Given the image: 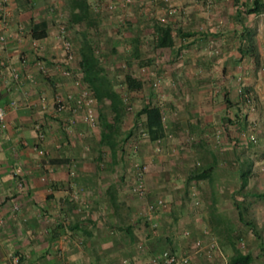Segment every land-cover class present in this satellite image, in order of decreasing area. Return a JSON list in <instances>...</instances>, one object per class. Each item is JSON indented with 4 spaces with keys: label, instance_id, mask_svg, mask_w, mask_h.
<instances>
[{
    "label": "crops",
    "instance_id": "crops-1",
    "mask_svg": "<svg viewBox=\"0 0 264 264\" xmlns=\"http://www.w3.org/2000/svg\"><path fill=\"white\" fill-rule=\"evenodd\" d=\"M31 1L6 0L9 31L6 42L0 44V60L5 61L0 68V93L7 110V127L0 129V264H11L13 255L20 257L19 264H124L125 259L130 264H151L150 256L162 250L157 242L175 246L171 242L172 227L180 229L181 237L186 228L197 233V216L204 222L217 223L212 228L219 230L218 237L227 244L231 256L235 251L232 243L240 238L238 209L248 222L253 221L246 215L261 214L264 220V195H254L264 193V72L262 81L251 75L245 78L246 89L256 96L255 113L236 93L234 76L239 70L231 69L239 62L246 61L247 67L253 68L258 62L264 63V12L246 15L241 0H214L210 7L201 6L197 0H179L174 14L163 8L174 28V44L159 49L171 58L164 76L177 80L163 86L165 136L160 142L166 152L155 159L143 197L145 205L158 197L167 201L155 212L160 228L152 233L149 225V231L142 225L148 224L145 217L137 216V204L125 197L121 149L129 140V130L120 138L123 110L111 149L100 140V117L98 134L93 132L95 138L78 115L67 131L64 123L73 115L54 113L50 102L56 93L77 90L56 65H68L79 72L78 50L84 38L90 40L89 23H85V17L74 19L78 14L75 0H62L72 30L79 36L74 57L67 61L62 48L57 47V26L49 22L54 20L50 10L55 9L50 6L45 10L39 0L32 8ZM90 1L86 0L87 13ZM250 3L248 0L247 5ZM237 8L243 10L241 23L235 19ZM136 10L137 19L143 18V9ZM40 22L43 26L36 28ZM18 24L23 26L22 34ZM34 28L44 34L36 37ZM147 30L153 37V24ZM138 37L141 40L142 36ZM210 40L219 47V55L205 53ZM38 59L46 63L48 75L36 68ZM10 65L19 69L20 80L13 79ZM27 74L33 79L29 80ZM40 93L49 99L47 108L39 106ZM12 99L18 101L15 107L9 106ZM96 106L99 116L104 113L106 120L112 121L108 101H98ZM35 123L44 130L42 141L37 138ZM240 132H253L256 144L241 137ZM246 142L258 150L250 147L245 151ZM35 145L45 154L35 150ZM253 166L259 169L258 176L249 185ZM70 169L74 175L69 174ZM167 174L174 175L171 181ZM132 183L133 169L126 191L140 198L130 191ZM191 189L193 202L188 204L185 194ZM74 191L79 192L77 200L72 199ZM197 204L201 211L195 215L192 210ZM206 232L203 230V237L207 238ZM246 253H250L252 263L253 254ZM188 264H193L192 260Z\"/></svg>",
    "mask_w": 264,
    "mask_h": 264
},
{
    "label": "rangeland",
    "instance_id": "rangeland-1",
    "mask_svg": "<svg viewBox=\"0 0 264 264\" xmlns=\"http://www.w3.org/2000/svg\"><path fill=\"white\" fill-rule=\"evenodd\" d=\"M42 7L48 9L50 6L54 8L55 10H50L52 12V15L54 20L50 19L49 22H51L52 26H57L59 23H63L68 28L67 35L68 38L71 40L74 46H72L73 51V57H74V47L76 48V44L78 41V35L76 34L77 31L74 29L72 30L71 26V20L69 17V14L67 10H65V7L63 6L62 0H39ZM38 0H32L30 3V7H36ZM112 0H91L89 2V9L87 15L85 16V23H89V36L90 40L93 41L94 44L97 45V55L101 63H104L106 66H103L104 69H106L108 75L113 80V86L114 88L120 93H127L129 102L132 105V110L127 111L125 110V107L123 106V114H122V122L120 123V129H119V135L120 138H124L125 132L128 130H131L132 135L129 137V140L127 142L123 143V148L121 149L124 154V163H123V169L125 171V179H123V186L125 190V197L128 200H133L137 204V216L144 218L146 205L145 200L142 198H137L134 196H131L126 190L128 189V186L131 181V170L133 169V164L135 162H141L144 163L147 166V170L145 173V186H146V192L148 188V175L150 170L152 169V165L155 164V159L157 156L164 155V152H166L164 148H162L163 144L161 142H154L151 143L147 136H144L141 134L143 130V121H135L133 118L135 117V112L139 107L141 106L142 102L145 99L151 100L152 102L156 104L162 105V102L164 101V85L166 83L171 84V81H174L176 83L175 79H169L167 80L164 76V69L166 68L167 62H170L171 58L168 52L157 50L154 48L153 43V37L151 36V31L147 30L149 28L150 24H154L156 21H158L159 17H165L167 19V16L164 15V10L168 8L169 3L176 8L177 12V2L179 0H133L132 3L127 4L125 6H120L114 10H108L106 8V4ZM141 1L142 3H140ZM220 1V0H217ZM223 1V0H221ZM225 1V0H224ZM230 1V0H226ZM244 4L247 3L248 0H241ZM34 2V3H33ZM99 3L100 9L98 12H95L93 10V5L96 3ZM197 2L201 3V6L207 7L204 2H200L197 0ZM214 3V0H213ZM136 8H141L144 11V17L138 18V12L139 10H136ZM54 13V14H53ZM178 20V19H177ZM178 22V21H177ZM19 23V22H18ZM84 23V24H85ZM142 23L144 24L142 26ZM87 25V24H86ZM85 25V26H86ZM80 27V25H79ZM136 28V29H133ZM202 28V27H201ZM54 32L56 34V29H54ZM130 33L136 34V36H142L141 38V45H140V54L138 57H134L131 55L130 51V45L129 41L131 37H128ZM55 44V43H54ZM56 45V44H55ZM216 46V45H215ZM57 47H60L57 44ZM217 47V46H216ZM218 54L215 55H207V56H217L220 54V49ZM52 50V49H51ZM49 51V49H48ZM49 55L47 54V57ZM54 57V56H52ZM46 58V57H45ZM239 65L241 68H239ZM142 66H147V68H156L157 67V73L163 78V84L157 88L153 89L150 85V81L146 75V73L142 72L140 68ZM248 63L245 61L236 63L235 66L232 64L231 69L233 71L241 70L244 77H248L251 75V77L255 78L256 80H260L262 73L264 72V63L261 64L260 62L255 64V67H247ZM249 72H245V71ZM131 73L137 78H139L142 81V89L141 94H138L136 96H132V94L127 90L126 85L123 82V75L124 73ZM235 82V81H234ZM246 82V79H245ZM236 84L234 85V87ZM247 87V85H246ZM215 88H213L214 90ZM246 91L251 95L252 97V103L255 106V109L253 112H258V107L256 103V96H254L253 92H250L246 89ZM103 102L99 103L102 104ZM99 106V105H98ZM96 106V107H98ZM164 108V105H162ZM248 107V106H247ZM250 110V109H249ZM251 111V110H250ZM165 115V114H164ZM247 123L246 117H245V123ZM100 128V125H99ZM99 129H95L90 131V134L95 138V134H98ZM95 134H94V133ZM92 137V138H93ZM244 139H247L246 133H243L241 135ZM93 138V139H94ZM95 140V139H94ZM93 141V140H92ZM247 146L245 148L246 150H249L250 147H253L255 150H258V147L250 145L249 143H245ZM132 145H135L136 152L133 154L131 152ZM90 150H92V145H89ZM158 147V148H157ZM88 149V150H89ZM164 151V152H163ZM166 154V153H165ZM199 160L198 158L196 159ZM195 161V160H194ZM117 168H119V164L117 165ZM252 174L249 175V181L248 184H252L253 181H255V177L258 176L257 172L259 169L257 166H253ZM172 173V172H171ZM124 176V175H123ZM167 180L171 181V179L174 177V175H168L167 174ZM182 182V181H181ZM197 188V187H196ZM195 188V189H196ZM194 190V189H193ZM188 190L185 194L186 201L189 204L191 198V192L193 191ZM197 192V191H196ZM148 195V194H147ZM147 198H149L147 196ZM149 202V201H148ZM174 201H172L173 203ZM197 207H193V212L195 215L198 214L201 210L199 208V204L196 205ZM261 214L260 216L255 215L254 217H249L246 215V218H252V223L255 226V235L251 233V229L248 227V225L244 223H239V229L238 233L240 234V238H235L233 241V248L234 250H239L241 252H251L253 254V262L251 264H264V220H261ZM133 216H130V220ZM158 217V216H157ZM197 225L195 231L196 234L192 233V230L190 228H186L190 231V235L188 237L180 236V229L179 228H173L172 227V240L173 244L175 243V246H173L170 243L167 242H157L158 247L160 250L164 249H172L177 251L178 253H192V247H193V239L194 238H200L204 244H207L208 242L215 240L216 242V248L212 250L209 254L205 252H200L197 254H192L190 260H192L193 264H225L229 262L230 258V250L227 247V244L222 241L220 237H218L219 230L216 231L212 228V226H217L216 222L207 223L204 222V219L197 216ZM261 221L263 223H261ZM144 222V221H143ZM145 223V222H144ZM144 228H146L149 231V224H142ZM160 228V224L158 222L157 225V231ZM203 230H207L205 235H208L209 237H203ZM255 237V238H254ZM262 243L261 245L259 243ZM232 251V250H231Z\"/></svg>",
    "mask_w": 264,
    "mask_h": 264
},
{
    "label": "built area",
    "instance_id": "built-area-1",
    "mask_svg": "<svg viewBox=\"0 0 264 264\" xmlns=\"http://www.w3.org/2000/svg\"><path fill=\"white\" fill-rule=\"evenodd\" d=\"M133 0H112L106 4V8L108 10H114L120 6H125L127 4L132 3ZM169 1V0H164ZM200 2H204L207 7H210L213 4V0H199ZM100 9L99 3L93 5V10L98 12ZM168 14H174L176 12V8L173 7L170 3L167 8ZM167 19L165 17H159V22H165ZM18 32L20 34L23 33V26L18 24L17 26ZM9 31L8 25V17L6 11V0H0V44H4L7 40ZM56 41L58 45L64 51V55L67 61L73 59V51H72V43L71 40L68 38L67 35V27L63 23H59L57 25V30L55 34ZM38 47V46H37ZM97 49L95 53H97ZM205 53L208 55H215L219 53L218 48L214 45L213 40L209 41V44L205 47ZM25 61V58L22 60ZM5 66V61L3 59L0 60V68ZM36 68L43 74L48 75V67L46 63L38 59L35 62ZM56 68L60 70L61 74L65 77H69L72 79L74 85L76 86V91H67L64 94L56 93L50 99L51 104L53 105L54 113H62V112H69L72 116L67 118L66 122L64 123V129L67 131L71 129L72 125L75 123L74 116H79L80 119L86 123V125L91 129H99L100 119H99V112H97V98L93 94L92 90L86 85L81 77L80 72L75 71L72 67L68 65H56ZM239 68L241 66L239 65ZM10 73L14 80H20V71L16 66H9ZM140 70L146 73L150 85L153 89L159 88L163 84V78L157 73V67L155 68H147V66H142ZM1 74V73H0ZM27 78L32 80V75L27 74ZM235 90L236 93L241 97L243 102L248 106V108L253 111L255 109L254 104L252 103L251 95L246 91V82L245 77L241 70H239L235 76ZM174 81H171L173 84ZM121 99L124 104L125 110L131 111L132 105L129 102V98L127 93L121 94ZM39 106L41 109L47 108L49 104V99L46 94L40 93L38 96ZM18 105V101L16 99H12L10 101L9 106L15 107ZM160 105V104H159ZM162 109V120H165L164 109ZM6 107L2 101V95L0 93V129L4 130L7 127V120H6ZM34 128L36 130L37 138L39 141H42L45 138L44 130L42 129L40 123H35ZM243 135V132H240ZM142 135L147 136L146 132L142 130ZM247 140L252 143L256 144V135L253 132H249L246 134ZM156 142H160L157 140ZM158 148V147H157ZM34 149L37 150L40 154H45V151L39 147L38 145L34 146ZM131 152L134 154L136 152L135 145H132ZM103 162H100V166H102ZM147 170V166L141 162H135L133 164V183L130 187V191L135 194L136 196L142 198L146 195V186H145V173ZM70 175H74V170H69ZM79 198V192L74 191L72 194V199L77 200ZM167 205V201L162 198L158 197L153 201H149L146 204V210L144 217L148 222L152 233L155 232L158 222L155 218V212L158 208L165 207ZM182 235L184 237H188L190 235V231L185 229L182 231ZM216 248L215 240L204 244L200 238H195L193 241L192 253H178L172 249H164L156 254H152L150 256V263L151 264H188L190 262V258L192 254H197L200 252L210 253L212 250ZM20 257L18 255H13L11 257V264H19ZM124 264H130L129 260L125 259L123 261Z\"/></svg>",
    "mask_w": 264,
    "mask_h": 264
},
{
    "label": "trees",
    "instance_id": "trees-1",
    "mask_svg": "<svg viewBox=\"0 0 264 264\" xmlns=\"http://www.w3.org/2000/svg\"><path fill=\"white\" fill-rule=\"evenodd\" d=\"M73 5L78 8V14L74 15L75 20H80L87 15V3L86 0H75ZM244 13H261L264 12V0H251L250 5L247 3L244 5ZM242 8H237L235 12V19L241 23L242 22ZM43 22L37 23V27H42ZM173 26L166 20L165 22L156 21L153 24V43L155 49H165L171 47L174 44L173 39ZM36 37H40L44 34V31H36L34 28L33 32ZM245 35L244 33L241 34ZM243 38V37H242ZM241 38V39H242ZM129 45L131 55L134 57L139 56L141 40L138 36H133L129 38ZM97 45L93 43L92 40L83 39L81 45L79 46V72L81 74L83 82L89 86L93 94L97 98V101H108L111 112L113 113L112 121L108 122L106 120V114H100L101 128L102 132L100 135V140L105 142L109 148H114L113 138L116 135L117 125L116 123L121 116V109L123 110V102L121 99V94L114 88L113 80L108 75L106 69L103 68L98 55L95 53ZM251 51V46L249 47ZM240 53L243 54L242 48H240ZM241 59V57H240ZM123 82L126 85L127 90L136 96L141 94L142 81L134 76L133 74L127 72L123 75ZM162 109L159 104L152 102L151 100L145 99L139 109L135 112L134 120L143 118L142 125L143 130L146 132L147 138L151 141H157L165 136V126L162 120ZM138 121V120H137ZM132 135L131 130L127 133L129 138ZM200 174H194V177H199ZM255 196H263V192H258L254 194ZM238 215L240 222L251 225L250 229L254 231L253 224L244 219L242 210L238 209ZM230 264H250L251 255L250 253L241 252L239 250L234 251V253L229 258Z\"/></svg>",
    "mask_w": 264,
    "mask_h": 264
}]
</instances>
